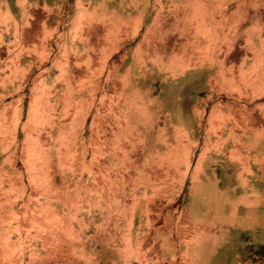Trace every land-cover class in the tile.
<instances>
[{
    "label": "rangeland",
    "instance_id": "374dc122",
    "mask_svg": "<svg viewBox=\"0 0 264 264\" xmlns=\"http://www.w3.org/2000/svg\"><path fill=\"white\" fill-rule=\"evenodd\" d=\"M261 246L264 0H0V264Z\"/></svg>",
    "mask_w": 264,
    "mask_h": 264
},
{
    "label": "crops",
    "instance_id": "0c3cea01",
    "mask_svg": "<svg viewBox=\"0 0 264 264\" xmlns=\"http://www.w3.org/2000/svg\"><path fill=\"white\" fill-rule=\"evenodd\" d=\"M229 125V124H228ZM222 127H225V129L228 131L229 130V132H228V134L230 133V132H232L231 134H229L230 136H232L233 138H234V140H239L238 138L236 139L235 138V136H234V134H237V133H235V130H237L238 129V131L240 130L239 129V127H237L236 128V126L235 127H233L232 125L229 127V126H227V125H220V126H218L217 128H215V129H213V130H217V129H219V128H222ZM216 135L217 136H219L220 135V133H218V132H216ZM238 135V134H237ZM239 135H242L243 136V134H242V132H241V134H239ZM238 135V137L240 138V136ZM244 137V136H243ZM222 138H223V136H220L218 139V141H220V140H222Z\"/></svg>",
    "mask_w": 264,
    "mask_h": 264
},
{
    "label": "trees",
    "instance_id": "16d2710c",
    "mask_svg": "<svg viewBox=\"0 0 264 264\" xmlns=\"http://www.w3.org/2000/svg\"><path fill=\"white\" fill-rule=\"evenodd\" d=\"M263 249H264V247H263V246H261V247L259 248V250H258V251H256V252L264 251ZM256 252H255V253H256Z\"/></svg>",
    "mask_w": 264,
    "mask_h": 264
}]
</instances>
